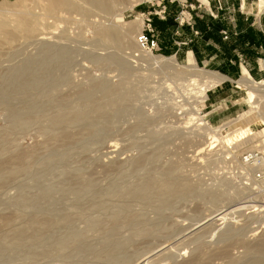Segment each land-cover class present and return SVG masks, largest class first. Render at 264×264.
I'll use <instances>...</instances> for the list:
<instances>
[{
	"label": "rangeland",
	"instance_id": "374dc122",
	"mask_svg": "<svg viewBox=\"0 0 264 264\" xmlns=\"http://www.w3.org/2000/svg\"><path fill=\"white\" fill-rule=\"evenodd\" d=\"M75 1L87 11L0 0V264H264V200L242 163L260 145H234L264 135L248 91L228 83L200 104L189 69L135 51L143 0ZM181 11L152 16L154 55L264 77L249 60L235 77L209 68L175 34ZM113 26L124 44L102 35Z\"/></svg>",
	"mask_w": 264,
	"mask_h": 264
},
{
	"label": "crops",
	"instance_id": "0c3cea01",
	"mask_svg": "<svg viewBox=\"0 0 264 264\" xmlns=\"http://www.w3.org/2000/svg\"><path fill=\"white\" fill-rule=\"evenodd\" d=\"M193 1L199 0H192L190 3L194 4ZM204 1L194 4L190 24H175L177 27L175 34L184 35L185 30L188 31L189 35L183 44L189 46L190 51L205 61L209 68L217 69L228 76L235 77L243 66L239 62L248 60L252 63L253 69L261 68L263 71L264 12L259 14L256 0ZM173 8L179 6L169 4V15ZM201 11L204 15L198 19ZM156 19L162 20L159 16ZM250 55L252 57H249ZM245 71L249 72L243 67L242 74Z\"/></svg>",
	"mask_w": 264,
	"mask_h": 264
},
{
	"label": "bare ground",
	"instance_id": "6f19581e",
	"mask_svg": "<svg viewBox=\"0 0 264 264\" xmlns=\"http://www.w3.org/2000/svg\"><path fill=\"white\" fill-rule=\"evenodd\" d=\"M85 1H87L90 4H94L96 6H99V7L103 8V9L111 8V4H112V0H85ZM258 7H259V11H260L259 14H262L264 12V0H259ZM60 8L61 9H66V10H77V11L79 10V11H82V12H86L87 11V10H84L85 8L82 7L81 4L79 5L75 0H49V7H48L49 13H53L55 10L60 9ZM25 18H27V17H25ZM18 21H17V25L18 26L15 25V26H13V28H15L16 26L18 28L21 25L20 24L21 22L18 23ZM7 22L6 21L3 22L5 24L4 27H6V23ZM26 22H27V20H26ZM28 22H30V21L28 20ZM28 22H27V25L29 24ZM33 23H35V21ZM9 24H8V27H9ZM11 24H10V26L12 27ZM24 25L26 26V24H24ZM0 27L3 28V26H0ZM21 27H19V29H17V30H20ZM28 27H30V26H28ZM28 27H26V28H28ZM139 28H141V26ZM2 30H4V29H2ZM2 30H0V31H2ZM13 30H15V29H13ZM22 30H25V29H22ZM22 32H24V31H22ZM22 32H20V34ZM102 35L108 40V42L110 44H114V43L124 44V39L126 37L125 33H123L119 28L114 27V26L113 27H108V28H103L102 29ZM135 51L139 53L140 59H142L144 62L151 63V65L153 64V65H156V66L174 67L176 69L180 67L181 70L189 69L188 71H184V72L188 73L190 75L189 86L192 85V86H194L195 90H198V91H196V96L197 95L203 96L202 97L203 100H201L199 102L200 104H204L206 102L207 98L209 97L208 92L211 91L213 88L218 87V86H222V85H225V84H228V83H236L241 88L246 89L248 91V93H247L248 102L251 104V110H249L247 112V116L254 117L257 120V122H258V124L257 123L256 124L260 128H262L264 130V111L262 110V105L264 103V77L260 76L259 78H256V77H253L249 72L246 71L243 74V76L239 80L236 81V80H233L230 77H227V76H224V75L220 74L219 72L208 71L205 68H200L199 65H198V62H193L192 63L191 59L189 60V63H188L189 66H181L176 61L175 57L167 58V57H164V56H156L152 52L143 51V50L139 49L138 46H137ZM107 52H109V51H107ZM131 53L133 54V52H131ZM101 110H102L101 107L95 108V111H97V112L101 111ZM68 117H69V113H65V114L59 115V116L56 117L55 123L56 124H62V123L67 121ZM195 119L197 120V119H199V117H196ZM68 125L71 126L72 124H68ZM204 129H206V131L208 132V135L211 136L210 138L213 139V141L210 143L211 144V146H210L211 149H212V146L214 145V143H216V142H218L220 144L223 143V142H220V138L218 136H217L218 138L216 137V133L215 132L209 131L208 127L204 128ZM66 135H68V134H66ZM65 138L68 139L70 137L69 136H65ZM255 142H258L259 145H260L261 149L258 148V150H264V135H262L258 139H254V136H252L251 134H247V135L237 139V141L235 142L234 145H235V148H239L241 146H245V145H248V144H251V143H255ZM233 148H234V146H233ZM248 171L249 170H247V173H248ZM248 174H247V184L249 186L248 185H246V186H248L249 191L252 194H254L253 191H254L255 184H254V182L252 180V177L250 175H248ZM161 187L163 188V186H161ZM167 189L169 191H171V192H177L178 191L177 188L175 189V188H172L171 186H168ZM261 209L264 210L262 208V206H261Z\"/></svg>",
	"mask_w": 264,
	"mask_h": 264
},
{
	"label": "built area",
	"instance_id": "2783aa9c",
	"mask_svg": "<svg viewBox=\"0 0 264 264\" xmlns=\"http://www.w3.org/2000/svg\"><path fill=\"white\" fill-rule=\"evenodd\" d=\"M201 3L200 1H198ZM177 4L182 8L178 15V20L181 25L191 23V11L195 9V5L190 3L189 0H143L140 5H147L153 11L150 12L149 17L146 19L147 27L143 28L136 37V44L139 49L149 52H157L160 50V42L155 30L152 28V16H159L165 20L168 15V5ZM186 10H188L186 15ZM198 34V32H196ZM245 166V185L247 184V174L252 177L255 184L254 195L261 197L264 200V150H254L246 152L242 160ZM247 170L248 173H247ZM249 186V185H248ZM264 204V202H263ZM264 209V207L262 206Z\"/></svg>",
	"mask_w": 264,
	"mask_h": 264
}]
</instances>
